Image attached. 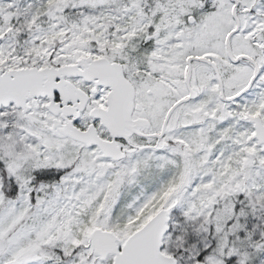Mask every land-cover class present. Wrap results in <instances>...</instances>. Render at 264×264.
<instances>
[{
	"label": "snow or ice",
	"instance_id": "1",
	"mask_svg": "<svg viewBox=\"0 0 264 264\" xmlns=\"http://www.w3.org/2000/svg\"><path fill=\"white\" fill-rule=\"evenodd\" d=\"M0 264H264V0H0Z\"/></svg>",
	"mask_w": 264,
	"mask_h": 264
}]
</instances>
